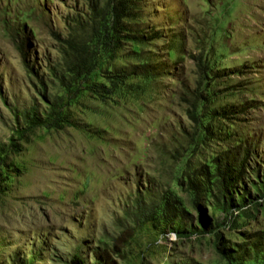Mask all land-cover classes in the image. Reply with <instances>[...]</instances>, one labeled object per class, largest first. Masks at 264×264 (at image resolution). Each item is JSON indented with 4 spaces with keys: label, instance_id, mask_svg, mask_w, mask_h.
Returning <instances> with one entry per match:
<instances>
[{
    "label": "rangeland",
    "instance_id": "374dc122",
    "mask_svg": "<svg viewBox=\"0 0 264 264\" xmlns=\"http://www.w3.org/2000/svg\"><path fill=\"white\" fill-rule=\"evenodd\" d=\"M91 1L0 0V264L90 263L124 231L119 264H264V200L212 209L228 170L264 182V0H134L129 40L68 94ZM50 104L70 125L19 139Z\"/></svg>",
    "mask_w": 264,
    "mask_h": 264
},
{
    "label": "trees",
    "instance_id": "16d2710c",
    "mask_svg": "<svg viewBox=\"0 0 264 264\" xmlns=\"http://www.w3.org/2000/svg\"><path fill=\"white\" fill-rule=\"evenodd\" d=\"M132 1L134 0H92L89 3L88 21L85 25L87 28L83 25L81 26L80 23L79 25L77 24V28L72 29V36L63 42V49H61V51L65 52L64 54L72 52L73 56V60L69 62V67L66 70L69 73L70 80L67 85H64L68 94L72 92L73 87L76 85H89V78L96 68V49H101L107 56L113 57V53L118 49L119 44L125 38L129 40L130 35L127 33L124 21L132 18ZM81 34L87 38L80 39ZM109 82L110 86L115 88L117 85L123 84V79L114 77L109 79ZM98 88L102 92L110 91L102 84ZM92 91L99 93L97 90ZM48 108L52 117L54 116L51 122H49V116L48 118L41 117L35 105L21 112L19 117L22 127L16 130L19 139L39 127L60 129L65 125H70L69 122L61 118L59 113H55L54 104H50ZM16 117L17 124H19L18 116ZM9 147L13 151H19L13 144V140L10 141ZM227 173H232V176L223 174L221 181L217 185L216 196H212V199H214L212 204L213 211H220L227 216L232 210L237 211L245 207L246 203L248 206L259 207L260 201L264 200V182L259 179L258 174L253 172L257 182H251L253 195H250L248 191L245 190L242 193V189L237 188V185H243L240 172L235 173L234 170L230 169ZM233 195L236 197L235 200ZM165 212V209L162 210V214H166ZM145 216L148 217L147 221L154 219L152 212H148ZM198 225L200 233H204L206 228L201 220ZM172 232L176 236L182 235L181 231L176 227H173ZM130 238L131 235L124 231L113 240L110 247L95 248L92 252V262L86 263L80 255L75 254L65 264H119L118 259L122 258L123 250Z\"/></svg>",
    "mask_w": 264,
    "mask_h": 264
}]
</instances>
